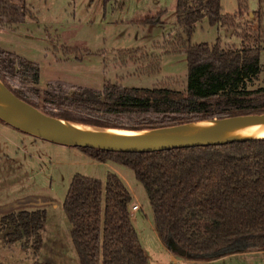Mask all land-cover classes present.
<instances>
[{
    "label": "trees",
    "instance_id": "16d2710c",
    "mask_svg": "<svg viewBox=\"0 0 264 264\" xmlns=\"http://www.w3.org/2000/svg\"><path fill=\"white\" fill-rule=\"evenodd\" d=\"M111 0H103L106 7ZM124 6L126 0H115ZM255 12L257 29L237 32L241 47L193 45L197 24L241 29L238 15H223L221 0H177L178 30L164 53L184 54L187 87L130 88L105 82L93 89L64 81L40 88L41 67L0 48V79L18 98L45 114L105 129L144 131L195 121L264 114V87L250 89L259 79L264 52V0ZM28 0H0V30H13L27 20L38 21ZM146 18L139 25L161 24ZM67 58L82 61L77 48L62 47ZM116 64L137 65V73H161L155 53L145 48L115 52ZM65 58V59H66ZM69 59V58H67ZM99 163L114 162L131 169L148 197L154 229L162 244L186 252L187 260L214 261L237 252L264 251V139L219 146L177 148L151 153L110 152L77 148ZM134 197L122 178L108 173L106 181L77 173L64 201L71 238L81 264H149L132 221ZM47 209L21 210L0 216L4 242H23L39 256ZM175 253V252H174ZM32 264H54L35 260Z\"/></svg>",
    "mask_w": 264,
    "mask_h": 264
},
{
    "label": "rangeland",
    "instance_id": "374dc122",
    "mask_svg": "<svg viewBox=\"0 0 264 264\" xmlns=\"http://www.w3.org/2000/svg\"><path fill=\"white\" fill-rule=\"evenodd\" d=\"M239 1L221 0L222 14L238 15ZM241 1L244 11L237 19L241 29L213 26L205 19L197 24L191 43L214 44L220 39L223 47H241L242 39L237 32L257 29L255 12L260 7L259 0ZM27 4L38 21L27 20L13 30L0 31V48L38 63L40 88H47L52 81H64L102 89L110 81L130 88L166 85L176 90L186 89V56L167 54L163 49L165 41L178 30L177 0H126L124 6L111 0L106 7L103 0H28ZM163 12L161 24H138ZM63 46L77 48L81 55L86 51L92 54L85 55L82 61L73 54L67 59ZM134 48H145L159 56L161 73L141 76L137 65L116 64V51ZM260 60L262 73L250 89L264 87V52ZM113 166L117 170H112ZM77 173L103 182L108 173L123 178L134 194L133 204L140 207L132 214V221L149 264H181L186 259L169 252L158 238L147 194L131 169L116 163L96 162L75 147L35 138L0 120V216L39 208L47 209L48 213L39 256L23 242L7 245L0 231V264H32L37 259L54 264H81L64 211L67 192ZM225 257L218 264H264V251L232 252Z\"/></svg>",
    "mask_w": 264,
    "mask_h": 264
},
{
    "label": "water",
    "instance_id": "95a60500",
    "mask_svg": "<svg viewBox=\"0 0 264 264\" xmlns=\"http://www.w3.org/2000/svg\"><path fill=\"white\" fill-rule=\"evenodd\" d=\"M0 120L35 138L75 148L122 153H151L177 148L219 146L264 139V114L195 121L139 132L125 140L110 130L52 117L18 98L0 79ZM124 131V130H123ZM181 256L189 255L173 247Z\"/></svg>",
    "mask_w": 264,
    "mask_h": 264
},
{
    "label": "bare ground",
    "instance_id": "6f19581e",
    "mask_svg": "<svg viewBox=\"0 0 264 264\" xmlns=\"http://www.w3.org/2000/svg\"><path fill=\"white\" fill-rule=\"evenodd\" d=\"M109 133L125 140H133L140 135L139 132H126L123 130H110ZM261 135L264 136V132Z\"/></svg>",
    "mask_w": 264,
    "mask_h": 264
},
{
    "label": "crops",
    "instance_id": "0c3cea01",
    "mask_svg": "<svg viewBox=\"0 0 264 264\" xmlns=\"http://www.w3.org/2000/svg\"><path fill=\"white\" fill-rule=\"evenodd\" d=\"M0 31H2V30H0ZM44 89V88H43ZM110 163H114V162H108V164H110ZM117 164V163H116ZM112 170H117V168L115 169V167L113 166V169ZM122 178V177H121ZM122 180H123V178H122ZM124 181V180H123ZM131 193H132V191H131ZM132 195H133V197H134V194L132 193ZM134 205V204H133ZM134 212H132V214H133ZM168 250V249H167ZM169 251V250H168ZM170 252V251H169ZM149 258V257H148ZM225 258L226 257H223V258H221V259H217V260H214V261H198V260H187V259H185V260H183L182 262H181V264H218V263H220V262H222L223 260H225ZM176 262H178V261H176Z\"/></svg>",
    "mask_w": 264,
    "mask_h": 264
},
{
    "label": "built area",
    "instance_id": "2783aa9c",
    "mask_svg": "<svg viewBox=\"0 0 264 264\" xmlns=\"http://www.w3.org/2000/svg\"><path fill=\"white\" fill-rule=\"evenodd\" d=\"M140 209V207L137 205V204H134L133 206H132V212H137L138 210Z\"/></svg>",
    "mask_w": 264,
    "mask_h": 264
}]
</instances>
